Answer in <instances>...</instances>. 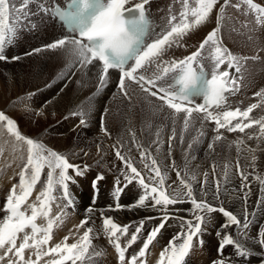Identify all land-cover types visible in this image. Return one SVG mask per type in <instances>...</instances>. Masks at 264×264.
Masks as SVG:
<instances>
[{
	"label": "snow or ice",
	"instance_id": "snow-or-ice-1",
	"mask_svg": "<svg viewBox=\"0 0 264 264\" xmlns=\"http://www.w3.org/2000/svg\"><path fill=\"white\" fill-rule=\"evenodd\" d=\"M176 2L181 5V11L172 14L170 7L166 25L160 32H156L148 15L151 0H19V5L17 0H0V62H15L23 58L21 55L9 56L7 53L15 46L21 32L35 30L37 25L33 17L51 19L54 23H61L66 34L41 48L24 53V56H33L51 50L67 56V70L58 73L45 88L61 83L62 93L67 87L64 82L70 83L78 70L95 67L99 92L108 86L111 72L116 71V87L125 97L128 96V87L135 84L141 91L173 110V123L183 114L184 130L189 128L193 119H198L201 123L199 135L204 136L205 124H214V135L207 145L210 152H215L217 142L227 140L225 132L245 134L246 139L238 137L232 142L238 154L235 169L240 178V185L237 189L228 187L232 175L229 165L224 166L222 178L215 175L216 166L213 165L212 183L209 184L208 173H205L199 186L194 184L195 175L190 178L192 182L187 178V172L182 177L174 162L165 166L162 171L157 159L151 156L150 148H144L136 142L133 133L131 139L139 151L141 162L150 159V163H144L142 174V171L134 166L130 156L121 154V148L125 146L113 145L115 155L123 164V168L120 169V176L114 181L111 193L115 203L109 205L108 210L117 211L124 208L119 201L128 187L136 183L141 191L127 207L151 210L159 215H149L126 225L116 223L104 210H101L100 218L103 232L118 255V264H147L146 256L150 246L169 226L170 220L179 222L180 231L175 233L161 250L157 264H186V258L194 247V239L199 246L204 245V236L209 234V226L213 224L216 215L222 218V222L215 229L217 258L213 259L211 264H237V260L250 261L253 257L258 259L259 264H264V225L258 226L255 234L250 232L257 224L256 217L264 215V178L255 177L262 195L257 198L254 210L249 212L248 201L252 195L249 180L251 173L242 169L239 163L241 151H256L247 146L246 140H264V116L254 118L251 115L254 109L264 107V89L254 93L255 96L261 97L259 105L253 103L243 110L239 106L233 108L230 105L229 98L240 90L245 64L250 58L234 55L223 45L220 36L221 21L224 19L226 8L243 9L246 15L254 13L256 23L264 27V6L254 0H237L234 4L232 0H195V6H191L189 0ZM32 4L36 5L35 12L31 10ZM217 7V26L207 33L198 48L183 58L165 60L168 51L173 47L182 46V41L192 31L204 25ZM251 59L255 60L257 57ZM204 61H209L212 65L210 78ZM197 97L202 98L203 103H196ZM70 115L79 118V127L87 126V119L84 118L87 113L83 109L77 108ZM67 118L69 117L65 116V119ZM104 119L105 115L102 113L101 130L110 136ZM0 124L16 141L27 146L26 162L19 173V183L12 186L2 208L6 215L0 221V264L5 261L6 264H39L42 257L50 255L59 258L49 259L47 264H91L93 255H101L99 251H89L94 233L92 227H87L74 243H68L66 236L61 242L45 250V246L52 240L55 223L49 218L51 202L56 199L53 192L60 191V198L66 202V207L74 208L75 199L70 186L86 177L90 166L72 163L64 154L22 134L17 121L4 110H0ZM253 126L258 128V135L246 133V129L251 130ZM156 137L152 143L157 146L158 152L162 143L159 130ZM176 139L173 127L172 134L168 137L169 155L172 142ZM180 141L183 142L182 135ZM192 147V144L188 145L189 149ZM256 159L253 154V165ZM169 167L176 171L180 187L166 186ZM42 175L46 176L43 181ZM104 179L105 175L98 173L91 182L93 204L99 197V182ZM38 183L44 185L43 190L36 196L39 203L29 204V198ZM234 193L236 195H233ZM226 199H238L242 202L240 214L225 206ZM29 208L30 215L27 214ZM87 212L92 213L93 207L90 206ZM41 216L48 218L46 227L37 224V218ZM90 220L91 217L86 216L78 227H85ZM153 220H159V223L145 236V225ZM130 228H134V231L130 232ZM121 237L126 240L124 246L120 242ZM140 240L143 242L138 251L126 257L128 250ZM227 248H232V252L225 255ZM26 250L31 251L35 259H26Z\"/></svg>",
	"mask_w": 264,
	"mask_h": 264
},
{
	"label": "bare ground",
	"instance_id": "bare-ground-1",
	"mask_svg": "<svg viewBox=\"0 0 264 264\" xmlns=\"http://www.w3.org/2000/svg\"><path fill=\"white\" fill-rule=\"evenodd\" d=\"M236 2L237 0H232L233 4ZM254 2L264 5V0H254ZM189 3L191 6H195V0H189ZM17 4L19 5V0H17ZM30 7L35 12L36 5L32 4ZM170 7L172 14H178L181 11V5L176 0H151L148 6V14L156 32H160L161 28L166 25ZM235 9L234 7L226 8L224 19L221 21L220 36L223 45L234 55L250 58L245 64L240 90L237 92V96L229 102L232 107L240 104L242 108H245L251 103L256 102L258 105L261 103V97H253V95L264 89V27L259 24L256 25L254 13L246 15L242 9L236 15ZM217 12L218 7L204 25L192 31L182 41V46L171 48L164 59H180L195 51L207 33L217 26ZM238 18H241L246 26L242 32H238L233 27V20ZM33 20L37 25L35 30L29 29L21 32L15 46L11 47L7 53L9 56L21 55L23 58L15 62H0V110H4L6 114L17 121L22 134L35 138L46 147L64 154L72 163L90 166L86 177L79 179L78 183L70 186L75 199L74 208L66 207V202L60 198V191L53 192L56 199L51 202L49 218L53 219L55 223L52 240L48 246H45V250L47 247L61 242L66 236L68 243L76 242L86 228L91 225L94 226V233L92 234V247L89 251L90 253L101 252L100 256L93 255L91 264H118L115 249L103 232V223L100 218L101 210H104L107 216L112 217L120 225L138 222L149 215H159V213L151 210L129 209L127 207L133 203L141 191L136 183L128 187L119 201L125 206L124 208L117 211L108 210V206L115 203L111 193L114 181L116 177L120 176V169L123 168V164L115 155L113 145L119 147V144H123L125 147L121 148V154L130 156L134 166L141 170L142 174L144 163H150V159L141 162L139 151L131 139L133 133L136 142L143 145L144 148H150L151 156L157 159L162 171L165 166H170L174 162L176 169L181 171L182 177L187 172V178L192 182L190 178L195 175L196 182L194 184L199 186V182L204 180L205 173H208L209 184L212 183L214 178L213 165L216 166L215 175L221 178L223 177L224 166L229 165L232 169V175L228 187L239 188L240 178L235 169L238 154L236 146L232 142L238 137L246 139L245 134L225 132L227 140L217 142L215 152H210L207 145L214 135L212 124H205L203 131L207 133L204 136L199 135L201 123L198 119H193L189 128L184 130L183 114L173 123V110L168 109L161 101L141 91L135 84L128 87V96L125 97L116 87L118 79L116 71L111 72L108 86L99 92H97V68L95 67L78 70L70 83L64 82L67 87L62 93H60V88L63 86L61 83H57L54 87L45 88V85L57 77L58 73L67 70L65 65L68 58L64 53L51 50L42 51L33 56H24V53L32 49L41 48L58 39L57 35L61 33L58 23H54L51 19L47 22L46 19L33 17ZM251 57H257V59L253 60ZM204 63L210 76L212 65L209 61H204ZM33 93L35 94L32 95ZM238 93H240V97ZM18 98L20 99L18 100ZM77 108H81L87 113L84 117L87 119L86 127H79V118L70 115ZM102 113L105 115L104 124L110 132V136L101 130ZM251 115L254 118L264 116V107L254 109ZM65 116L69 118L65 119ZM162 119L163 121H161ZM173 127L177 139L172 142L171 155H169L168 137L172 134ZM157 130L160 131L159 138L162 141L158 152L156 151L157 146L152 143L157 138ZM246 133L258 135V128L253 126L251 130L246 129ZM181 135L183 142L180 141ZM200 137L201 139L198 140ZM202 139L203 141H201ZM189 144H192V149L188 148ZM246 144L256 149L255 153H248L246 150L239 153L240 167L251 173L249 180L251 181L252 195L248 201V211L252 212L257 198L262 195L259 190L260 185L255 177L264 178V140H246ZM241 147L244 148V146ZM129 149L131 150L129 151ZM253 154L257 158L255 165L251 161ZM26 157L27 146L16 141L0 124V184L4 190L19 183V173L26 162ZM46 171L47 169H45ZM98 173H103L105 179L99 182V197L93 204L91 182ZM41 179L42 181L45 180L46 176L42 175ZM167 185H172L173 188L180 187L176 171L172 170L171 167L167 173ZM43 187V183L36 185L30 196L33 202L39 203L36 201V196L43 190ZM208 199L210 200L211 196ZM241 204L242 202L238 199L225 200V206L237 214L241 212ZM90 206L93 207L92 213L87 212ZM27 212L30 213L29 210ZM86 216L91 217L90 223L85 227H78L79 221L85 219ZM47 219L41 216L37 218V221L42 227H46ZM256 221V226L250 229L252 234L256 233L258 226L264 225V215H258ZM221 222L222 218L216 215L213 224L209 226V234L204 236L205 243L202 247L194 239V247L190 251L188 259L186 258V264H211V261L217 258L215 229ZM158 223L159 220L147 223L145 236ZM132 231L134 228H130V232ZM179 231V222L170 220L169 226L158 236L154 246H150L146 256L147 264H157L161 250L168 244L171 237ZM120 242L123 246L126 245V240L123 237H121ZM142 242L140 240L133 245L128 250L127 255L136 253L142 246ZM231 252L232 248H227L225 255ZM29 257L35 259L34 254L26 250L25 258ZM53 258L58 259L59 257L55 255L42 257L39 264H47V261ZM66 264H71V262H66ZM237 264H259V261L253 257L250 261L237 260Z\"/></svg>",
	"mask_w": 264,
	"mask_h": 264
},
{
	"label": "rangeland",
	"instance_id": "rangeland-1",
	"mask_svg": "<svg viewBox=\"0 0 264 264\" xmlns=\"http://www.w3.org/2000/svg\"><path fill=\"white\" fill-rule=\"evenodd\" d=\"M240 13V10H237V9H235V14L236 15H238ZM246 19H248V18H246ZM233 27H234V29H236L238 32H242V31H244L245 30V28H246V26L244 25V23L242 22V20H241V18H238L237 20H233ZM161 121H163V119L161 120ZM205 133H207V132H205ZM201 139V137L198 139V140H200ZM201 141H203V139L201 140ZM205 141V140H204ZM206 142V141H205ZM18 184V183H17ZM12 188V187H11ZM5 191H6V193H7V195L9 194V191H10V188H5ZM7 195L5 194V198L7 197ZM30 199V198H29ZM31 200V199H30ZM63 200V199H62ZM33 201L31 200V201H28V203L29 204H31ZM29 211H30V208H29ZM83 211H85V210H83ZM73 216V215H72ZM83 219H81L80 221H79V224H80V222L82 221ZM66 221H68V220H66ZM65 222V221H64ZM63 222V223H64ZM72 227H75V225H72ZM88 227H92V228H94V226H91V225H89ZM256 232V231H255ZM154 246V245H153ZM155 248H157V249H159L160 250V248H158L157 246H155ZM152 249H154V248H152ZM154 250H156V249H154ZM189 257V256H188ZM188 257H187V259H188ZM68 263V262H67ZM99 264V263H98Z\"/></svg>",
	"mask_w": 264,
	"mask_h": 264
}]
</instances>
